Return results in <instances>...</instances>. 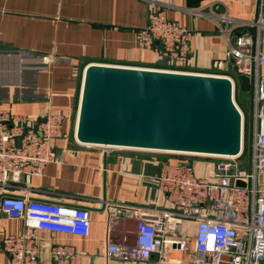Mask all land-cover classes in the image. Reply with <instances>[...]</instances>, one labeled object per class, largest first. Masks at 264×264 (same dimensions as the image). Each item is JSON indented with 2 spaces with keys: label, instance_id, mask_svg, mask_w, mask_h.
Here are the masks:
<instances>
[{
  "label": "crops",
  "instance_id": "crops-1",
  "mask_svg": "<svg viewBox=\"0 0 264 264\" xmlns=\"http://www.w3.org/2000/svg\"><path fill=\"white\" fill-rule=\"evenodd\" d=\"M156 8L190 31L187 62L177 69L232 78L237 104L248 110L247 134L252 77L236 71L228 48L247 29L258 35L264 51V0H0V105L26 115L31 125L48 110L63 114L59 134L50 139L58 159L29 176L27 192L34 198L84 206L89 212L86 235L38 229V256L29 264H52L48 251L52 242L73 244L78 264H190L189 244L184 250L172 246L165 252L153 251L144 260L108 256V240L133 243L135 219L116 211L110 220V210L101 207L102 200L171 207L157 187L156 175L164 161L183 158L164 151L85 145L73 138L85 63L169 67L166 57L136 42V29ZM253 21L257 22L251 25ZM42 55L48 60L43 61ZM258 77L264 79V64ZM24 187L20 180L13 189L20 194ZM21 226L20 218L0 209V264H14L1 248V238L17 233ZM192 227L182 220L176 234L185 236Z\"/></svg>",
  "mask_w": 264,
  "mask_h": 264
},
{
  "label": "built area",
  "instance_id": "built-area-1",
  "mask_svg": "<svg viewBox=\"0 0 264 264\" xmlns=\"http://www.w3.org/2000/svg\"><path fill=\"white\" fill-rule=\"evenodd\" d=\"M222 19L229 20L222 15ZM258 22L261 17H258ZM253 21L250 24H254ZM136 42L167 59L168 68L187 62L190 31L156 8L147 22L136 29ZM257 34L240 31L228 48L236 71L252 77L251 113L247 131L248 153L242 145L236 156L200 155L198 159H168L156 175L157 187L172 205L169 208L116 204L102 200L109 219L116 211L135 219L131 244L108 240L106 254L121 259L144 260L153 251L167 247L184 250L190 245V264H262L264 259V79L258 69L264 64ZM42 60L48 57L42 55ZM182 70V69H180ZM240 108V107H239ZM241 110V109H240ZM242 111V110H241ZM63 114L48 110L34 124L0 105V209L22 220L21 229L1 238V248L14 264H29L38 256L37 230H57L86 235L88 209L80 205L34 198L27 192L31 174L58 159L50 139L59 134ZM20 180L23 191L13 189ZM242 184L236 183V181ZM193 223L178 236L182 221ZM191 242V244H190ZM48 251L52 264H78L73 244L52 242Z\"/></svg>",
  "mask_w": 264,
  "mask_h": 264
},
{
  "label": "water",
  "instance_id": "water-1",
  "mask_svg": "<svg viewBox=\"0 0 264 264\" xmlns=\"http://www.w3.org/2000/svg\"><path fill=\"white\" fill-rule=\"evenodd\" d=\"M73 138L101 147L236 156L242 111L226 74L89 61Z\"/></svg>",
  "mask_w": 264,
  "mask_h": 264
},
{
  "label": "rangeland",
  "instance_id": "rangeland-1",
  "mask_svg": "<svg viewBox=\"0 0 264 264\" xmlns=\"http://www.w3.org/2000/svg\"><path fill=\"white\" fill-rule=\"evenodd\" d=\"M242 96V95H241ZM233 97H234V100L236 101V103L239 104V101H238V98H237V93L235 92V90L233 89ZM241 106V105H239ZM242 109V112H243V117H244V149H245V154L248 153V138L246 136V124H247V113H248V110L244 107H240ZM164 153H167L169 156L171 157H179V158H189V159H198V160H202V158L200 156H187V155H183V154H178V153H174V152H164ZM189 244V243H188ZM191 244V242H190ZM264 259L261 260V263H263Z\"/></svg>",
  "mask_w": 264,
  "mask_h": 264
},
{
  "label": "trees",
  "instance_id": "trees-1",
  "mask_svg": "<svg viewBox=\"0 0 264 264\" xmlns=\"http://www.w3.org/2000/svg\"><path fill=\"white\" fill-rule=\"evenodd\" d=\"M242 74V73H241ZM244 75V74H243ZM244 80V79H243ZM246 83V82H245ZM245 86H248V83H246ZM178 154H183V155H187V156H192L193 154H187V153H178Z\"/></svg>",
  "mask_w": 264,
  "mask_h": 264
}]
</instances>
